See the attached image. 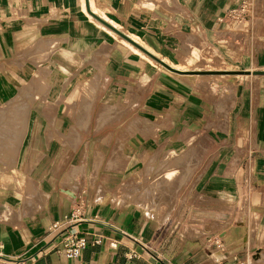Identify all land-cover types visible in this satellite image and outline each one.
Instances as JSON below:
<instances>
[{
    "label": "crops",
    "instance_id": "obj_1",
    "mask_svg": "<svg viewBox=\"0 0 264 264\" xmlns=\"http://www.w3.org/2000/svg\"><path fill=\"white\" fill-rule=\"evenodd\" d=\"M218 4V0H0V264H264L262 76L253 80L248 94L235 95L236 110L214 122L221 132L216 144L220 154L212 152V143L198 145L197 129L191 126L192 120L196 124L195 108L189 111L187 126L186 121L175 122L179 111L170 110H160L154 117L165 118L166 127L155 121L134 128L127 114L124 119L130 120L117 127L120 114L104 110L74 115L64 111L55 116L32 111L24 116L28 125L21 126V88L40 85L39 71L45 73V85H77L85 79L87 58L103 65V70H89V79L102 76L107 86L112 82L114 87L131 88L144 80L154 97L182 103L188 96L195 101L197 83L189 74L165 75L156 70L150 79L143 57L130 46L107 32L100 38L86 32L82 7L99 18L96 11L102 12L142 36L149 48L101 18L143 50L127 40L131 45L156 57L151 49L161 52L166 43L151 41L144 30L149 31L147 18L160 5L178 12L175 19L164 20L163 28L176 24L189 30L190 40L204 44L208 24L199 16L203 13L209 19L210 12L221 9ZM43 43L48 61L46 70H38ZM114 92L107 94L115 96ZM51 94L44 101L52 102ZM241 102H246L242 111ZM46 118L78 119L73 133L77 139L83 136V150L91 149L92 156L85 152L76 167L68 158L60 164L58 158L52 160L46 154L52 140L37 144L36 135L53 134L52 127L35 126L36 119ZM57 129L68 134L63 121ZM90 135L93 139L84 137ZM172 149L177 157L168 165L181 166L180 154L185 150L189 162L185 177L173 174L169 180L164 176L154 180L169 186L170 207L136 205L131 184L134 167H139L138 153L148 152L159 165V158ZM198 150L205 151L199 160ZM182 182L188 186L186 205L177 203ZM70 231L82 234L87 242L73 259L65 257L61 246Z\"/></svg>",
    "mask_w": 264,
    "mask_h": 264
},
{
    "label": "rangeland",
    "instance_id": "obj_2",
    "mask_svg": "<svg viewBox=\"0 0 264 264\" xmlns=\"http://www.w3.org/2000/svg\"><path fill=\"white\" fill-rule=\"evenodd\" d=\"M217 7L220 10L210 12L209 19L204 17L201 13L199 16L202 23H207L206 40L202 38L204 44H200L198 39L190 40L188 29L177 28L176 24L173 27H162V23L167 22L168 19H175L173 16L177 12L168 10L166 7L160 5V9L152 12L147 18V28L149 31H145L146 38L151 41L161 40L166 43L167 48L161 52L152 50V53L161 60L166 61L172 66L177 68H185L188 71L185 74H190V78L196 80L197 96L195 101L192 97L186 96L184 102L175 103L172 100L165 101L161 96H153V88L147 91L145 82L138 81L137 85L131 87H114V84L110 82L107 86V80L100 76L99 79H89V70H103L101 62L94 58H87L84 60L83 70L85 79L77 85L69 82L67 86H48L45 85V73L39 71L38 85L37 87L26 86L22 87V101L20 105V111L22 114L21 126L22 128L28 125L29 120L24 119L25 115L32 111H49L54 114H60L61 112H69L74 115L77 112L83 111H102L104 112H117L120 114L119 118L115 119L117 127L125 126L126 121L124 116L132 117V126L134 128L146 126L148 123L158 121L162 126H168L167 120L157 118L160 115V110L179 111L180 116L175 122L188 121L190 116L189 111L194 108L196 110L195 123L192 120L191 126H195L197 129V142L198 145H214L213 153L220 154L221 150H217L216 144L219 143V137L221 132L217 127H214V122H218L221 116H225L229 111L236 110L235 95L238 92H245L248 94V89L253 86L256 81L253 82L258 76L263 74L252 73H237L232 71H264V0H218ZM202 6V4H201ZM210 6V3H209ZM208 7V5H207ZM82 11L85 16V30L94 34L98 38L102 37L104 32H107L110 36L115 37L118 42H122L127 46H130L132 50L143 57V65L146 66V70L150 72L151 76H155L156 70L167 74H172L168 71L160 62L144 53L139 48L131 45L129 42L124 41L117 32L109 29L105 24L94 18L84 7ZM98 15L105 18L107 21L116 26L117 29L123 33L129 35L135 39L141 45L149 48V44L141 41L140 35L132 33L125 29L118 22L116 23L102 12L96 11ZM178 13V12H177ZM150 20V21H149ZM166 20V22L164 21ZM151 22V26L149 23ZM186 22V21H184ZM212 41V43H211ZM211 43V44H210ZM45 44H41L43 49L38 52L39 58H37L36 66L38 70H46L44 66L48 60L45 57ZM164 48V45L161 48ZM26 68V67H25ZM192 70H195L194 73ZM190 71V72H189ZM197 71H205L204 73H197ZM80 71L77 76H80ZM103 74V72H102ZM124 74L123 71L120 75ZM175 74V73H174ZM183 74V73H182ZM223 74V75H221ZM178 76V74H176ZM124 76V75H122ZM155 78V77H154ZM125 77H121L120 80L124 81ZM117 83H123L117 81ZM74 85V86H72ZM108 91H115V96L107 94ZM264 93V88L262 90ZM52 92V102L44 101L45 97ZM32 94V95H31ZM24 99V100H23ZM246 102H241L239 110L245 109ZM261 107L264 109V101H261ZM129 113V115H128ZM159 113V114H158ZM178 113V114H179ZM183 117V118H181ZM153 118V119H151ZM185 119V120H184ZM63 121V126L68 127V134L61 135L58 133L57 127H60ZM78 119L71 118L68 120H60L59 118L52 119H36L35 126L37 127H52V135H36L37 144L44 146L46 138L51 141L48 145L51 149L47 152V155H51L52 160L58 158L59 164L62 160L68 158L69 164L79 165L84 153L86 157L92 156L91 149L84 151L83 136L77 139L75 132ZM108 120H106L107 122ZM114 121V120H113ZM173 120H169L171 125ZM166 122V123H165ZM61 123V124H60ZM67 123V124H66ZM114 124V125H115ZM189 123L187 122L185 126ZM23 138V136H21ZM27 137V136H26ZM85 138L93 139V136H84ZM188 135L184 136V140L187 142ZM92 146V145H91ZM137 152V151H136ZM135 152V154H136ZM143 153V154H141ZM140 151L135 158L139 163V167H134L133 183V202L136 205H140L142 202L137 197L150 196L151 200L156 204H152L151 207H157L163 203V207L166 210L170 207L172 199H170L166 191L169 189L168 185H162L154 180L157 176H164L165 179L173 178V174H180L181 177H185L188 173L189 152L187 150L182 151L181 166L173 167L170 162L175 161L177 153L166 151L159 161V165H155L156 159L149 157L148 152ZM44 152L38 158H42ZM205 154L204 150L197 151L198 160ZM143 163L144 167L140 165ZM155 163V164H154ZM147 164V165H145ZM154 164V165H153ZM163 164H165L163 166ZM141 166V167H140ZM76 167V166H75ZM53 171L56 169L53 167ZM183 192L177 203L181 202L182 205L188 204V186L184 182L181 184ZM130 188V187H129ZM137 198V199H136ZM158 201V202H157ZM167 202V203H166ZM261 256V255H260ZM262 259V258H260Z\"/></svg>",
    "mask_w": 264,
    "mask_h": 264
},
{
    "label": "built area",
    "instance_id": "obj_3",
    "mask_svg": "<svg viewBox=\"0 0 264 264\" xmlns=\"http://www.w3.org/2000/svg\"><path fill=\"white\" fill-rule=\"evenodd\" d=\"M56 226V224H53ZM86 240L82 234H77L73 231L67 232L61 240L63 254L67 259L78 257L80 251L86 247Z\"/></svg>",
    "mask_w": 264,
    "mask_h": 264
},
{
    "label": "water",
    "instance_id": "obj_4",
    "mask_svg": "<svg viewBox=\"0 0 264 264\" xmlns=\"http://www.w3.org/2000/svg\"><path fill=\"white\" fill-rule=\"evenodd\" d=\"M88 12L94 16L97 20H99L100 22H102L103 24H105L106 26H108L109 28H111L113 31L117 32L118 34H120L122 37H124L126 40H128L130 43L134 44L135 46L139 47L140 49H142L140 46H138L137 44H135L131 39H129L127 36H125L124 34H122L121 32H119L118 30H116L115 28H113L112 26H110L109 24H107L106 22H104L101 18H99L98 16H96L95 14H93L92 12H90L88 10ZM143 50V49H142ZM145 51V50H144ZM149 55L151 57H153L154 59H156L158 62H160L165 68H167L168 70H171V71H175V72H179V73H183V71H179L175 68H172L171 66H169L168 64H166L165 62H163L162 60L154 57L153 55H151L149 53ZM190 72V71H189ZM194 72V71H193ZM205 71H197V73H204ZM232 72H237V73H252V74H263L264 71H248V70H244V71H232ZM196 73V72H194Z\"/></svg>",
    "mask_w": 264,
    "mask_h": 264
},
{
    "label": "bare ground",
    "instance_id": "obj_5",
    "mask_svg": "<svg viewBox=\"0 0 264 264\" xmlns=\"http://www.w3.org/2000/svg\"><path fill=\"white\" fill-rule=\"evenodd\" d=\"M102 19H104L103 17H101ZM105 20V19H104ZM130 38V37H129ZM123 40L124 41H127V40H125L124 38H123ZM128 42V41H127ZM139 45V44H138ZM164 61V60H163ZM166 64H168L166 61H164ZM169 66H171L172 68H175V69H177V70H179V71H183V73L184 72H187L188 70L187 69H185V68H177L176 66H172V65H170V64H168ZM167 69V68H166ZM169 72H171V73H177V74H182V73H179V72H175V71H171V70H168ZM192 71H195V70H192ZM190 75V74H189ZM221 75H223V74H221ZM173 150V149H172ZM174 151V150H173ZM171 152V151H170ZM175 152V151H174ZM70 177H69V179H68V181H70ZM139 200L142 202V203H145L146 204V206H147V208L148 207H151L152 206V204H156L155 202H153L152 200H151V197L150 196H142V197H140L139 198ZM158 202V201H157ZM167 203V202H166Z\"/></svg>",
    "mask_w": 264,
    "mask_h": 264
}]
</instances>
